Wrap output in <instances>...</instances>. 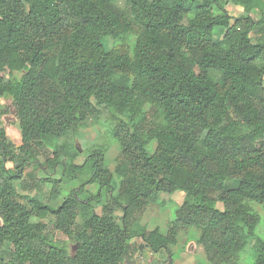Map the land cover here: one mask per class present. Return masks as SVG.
<instances>
[{"label": "trees", "instance_id": "obj_1", "mask_svg": "<svg viewBox=\"0 0 264 264\" xmlns=\"http://www.w3.org/2000/svg\"><path fill=\"white\" fill-rule=\"evenodd\" d=\"M114 1L0 0V99L22 140L14 147L0 124V261L8 245L7 264H122L140 239L172 264L179 234L196 232L210 264H243L252 240L251 264H264V0ZM103 109L120 116L112 169L107 142L77 163L72 139ZM28 166L50 200L64 195L56 208L19 192L33 189ZM175 191L185 200L166 233L142 224L159 194Z\"/></svg>", "mask_w": 264, "mask_h": 264}, {"label": "rangeland", "instance_id": "obj_2", "mask_svg": "<svg viewBox=\"0 0 264 264\" xmlns=\"http://www.w3.org/2000/svg\"><path fill=\"white\" fill-rule=\"evenodd\" d=\"M115 5L123 8L125 6V0H115ZM227 9L229 14L232 16H238L241 13V8L235 6L232 3L227 4ZM252 15L256 17V12L253 11ZM224 30L219 28L216 29L214 33V40L218 43L223 36ZM254 38V37H253ZM256 35L254 39H257ZM103 44L106 49H110L113 45V39L111 37H104ZM219 73L217 71H211L210 77L212 79H216L219 77ZM264 84V81H263ZM0 124L4 128L8 140L13 144L14 147H19L22 143L20 129L17 125V120L15 117V110L11 101L9 99H0ZM120 116L110 111L109 109H103L98 118L88 119L85 123L79 128L77 134L73 135V141L75 146L79 149L80 155L77 157L76 162L81 163L84 160V150L91 146L94 143H108V150L106 152L105 164L112 169L114 166V158L119 153L120 147L119 144L109 140V132L111 127L117 123ZM72 136V135H71ZM70 136V137H71ZM44 154V153H43ZM44 155H41V160H43ZM11 166V163L7 164ZM61 168L58 167L56 170L55 176L58 177L60 175ZM43 173L36 169L35 167L28 166L24 169V178L29 184L33 187L32 191H25L22 188H19V192L21 194L34 195L38 194L42 197V200L54 208H56L63 200L64 195L59 196L57 200H50L48 197L49 193V184H39L40 177H43ZM115 179L114 186L117 187V181ZM39 186H34V184ZM227 188H232L237 186V182L235 180H229L226 183ZM90 190L96 191L97 184H92ZM103 200H105V191L102 190ZM185 200V193L182 191H175L173 194H159V198L157 202L152 203L145 215L142 218V224L146 225L148 229H152L158 226L163 233H166L170 226L171 220L174 218V211L178 208L183 201ZM164 201V202H163ZM163 202V203H161ZM214 207L222 209L221 202H217L214 204ZM261 210V208H258ZM95 212L100 214L101 205H97L95 207ZM262 219L260 224L257 227V232L260 234L264 233V211L262 210ZM121 212L117 210L115 212V218L117 222H120ZM82 224V218L79 216L77 218V224L75 226V231L79 230ZM196 232L186 233L181 232L178 236L177 243L170 248L172 255V264H210L208 261L205 249L202 244L196 241L197 238ZM57 240L61 243L66 244L70 253L75 251L74 246L77 244L73 238H68L60 233L56 235ZM135 245H142L141 253L138 259H136V255H132L129 259L122 262V264H128L134 260L133 264H160L167 256L166 251H161L158 254H153L144 243L141 242L140 239H133ZM253 245V240L248 243L247 250L243 253L241 262L243 264H251L252 258L250 253V248ZM4 254L3 260L0 261V264H7L6 262L10 258V250L11 246L8 245L3 246ZM139 250V249H138ZM138 252V251H137Z\"/></svg>", "mask_w": 264, "mask_h": 264}, {"label": "water", "instance_id": "obj_3", "mask_svg": "<svg viewBox=\"0 0 264 264\" xmlns=\"http://www.w3.org/2000/svg\"><path fill=\"white\" fill-rule=\"evenodd\" d=\"M76 247V245L74 246V248ZM141 249H142V245H140V247H139V250H138V252H137V255H136V259H138L139 258V256H140V253H141ZM133 262H134V260L133 261H131V262H128V264H133Z\"/></svg>", "mask_w": 264, "mask_h": 264}]
</instances>
